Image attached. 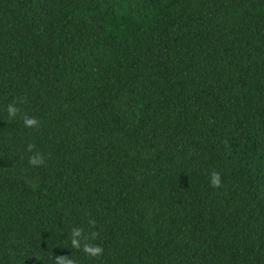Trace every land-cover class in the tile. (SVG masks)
<instances>
[{
  "label": "trees",
  "instance_id": "1",
  "mask_svg": "<svg viewBox=\"0 0 264 264\" xmlns=\"http://www.w3.org/2000/svg\"><path fill=\"white\" fill-rule=\"evenodd\" d=\"M60 254L264 264V0H0V264Z\"/></svg>",
  "mask_w": 264,
  "mask_h": 264
},
{
  "label": "clouds",
  "instance_id": "2",
  "mask_svg": "<svg viewBox=\"0 0 264 264\" xmlns=\"http://www.w3.org/2000/svg\"><path fill=\"white\" fill-rule=\"evenodd\" d=\"M6 111L9 117H15L18 112V107L16 105L15 98L13 102L6 105ZM23 123L26 127L33 126L37 123V119L34 116H28L27 114L23 118ZM31 148V145L29 146ZM43 157L39 153H35L29 157L30 165L41 164ZM209 183L211 186L216 187L220 184V176L216 171H212L209 177ZM81 229L74 228L71 233V245L73 247H81L80 238ZM83 251L91 255H96L102 251L98 245H89L88 243L83 244ZM56 264H74L71 259H68L65 254H60L55 257Z\"/></svg>",
  "mask_w": 264,
  "mask_h": 264
}]
</instances>
